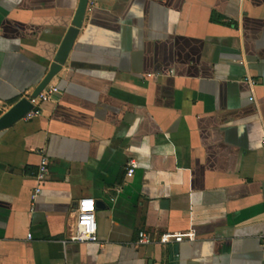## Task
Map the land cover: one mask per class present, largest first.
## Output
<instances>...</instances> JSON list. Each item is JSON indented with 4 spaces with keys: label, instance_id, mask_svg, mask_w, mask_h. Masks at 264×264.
Masks as SVG:
<instances>
[{
    "label": "crops",
    "instance_id": "obj_1",
    "mask_svg": "<svg viewBox=\"0 0 264 264\" xmlns=\"http://www.w3.org/2000/svg\"><path fill=\"white\" fill-rule=\"evenodd\" d=\"M83 1L0 0V117L78 28L0 129V264H264V0Z\"/></svg>",
    "mask_w": 264,
    "mask_h": 264
},
{
    "label": "built area",
    "instance_id": "obj_2",
    "mask_svg": "<svg viewBox=\"0 0 264 264\" xmlns=\"http://www.w3.org/2000/svg\"><path fill=\"white\" fill-rule=\"evenodd\" d=\"M57 91H58L57 87L51 86L40 92L38 95L31 97L30 102L33 105V108L25 114L26 119H31L36 114H39L40 113L39 108L36 106H38L40 102L50 99L51 96L55 94ZM136 168H137V161L135 159H130L126 165V175L128 176L133 175ZM47 171H48V160L46 156H43L37 173V179L39 180V182H42L44 180ZM39 192H40V187H37L35 189V193L37 194ZM95 212H96V207H95L94 199L92 198L79 199L75 209L76 225L73 233L69 236L70 241L81 242V243L97 241V226L95 220ZM182 239H183V235L181 233L173 234L170 232H165L160 236L159 242L163 244H167L173 242H180ZM148 241H149L148 235L144 231H140L138 234L137 243L145 244Z\"/></svg>",
    "mask_w": 264,
    "mask_h": 264
},
{
    "label": "water",
    "instance_id": "obj_3",
    "mask_svg": "<svg viewBox=\"0 0 264 264\" xmlns=\"http://www.w3.org/2000/svg\"><path fill=\"white\" fill-rule=\"evenodd\" d=\"M86 2L87 1L84 0L81 7H80V10H79L80 15H82L86 10V6H87ZM77 34H78V28L77 27H71L67 31V33H66V35H65V37L61 43V46L59 47V50L55 56L54 63L52 64L49 73L46 75V77L40 83V85L38 86V88L35 91V93L33 94V96L38 95L47 86V84L50 82V80L61 69V64L64 62L67 54L70 52ZM32 107H33V105L31 104V102L26 100V99H21L20 101H18L7 113H5L4 115H2L0 117V129L10 125L11 123H13L14 121H16L18 119H20ZM96 205L100 206L101 204L99 203Z\"/></svg>",
    "mask_w": 264,
    "mask_h": 264
}]
</instances>
